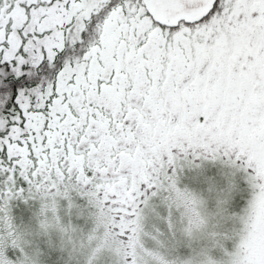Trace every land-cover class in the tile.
Wrapping results in <instances>:
<instances>
[{"label":"snow or ice","instance_id":"6c2138e0","mask_svg":"<svg viewBox=\"0 0 264 264\" xmlns=\"http://www.w3.org/2000/svg\"><path fill=\"white\" fill-rule=\"evenodd\" d=\"M0 264H264V0H0Z\"/></svg>","mask_w":264,"mask_h":264}]
</instances>
